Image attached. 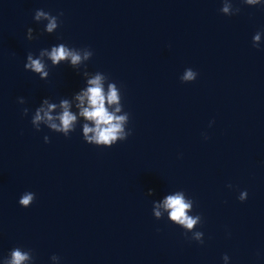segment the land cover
<instances>
[{
	"label": "clouds",
	"instance_id": "clouds-1",
	"mask_svg": "<svg viewBox=\"0 0 264 264\" xmlns=\"http://www.w3.org/2000/svg\"><path fill=\"white\" fill-rule=\"evenodd\" d=\"M246 5L256 6L262 3V0H243ZM240 11L239 8L235 9V12L232 11V5L227 2V0H223V6L221 8V12L224 15H233ZM63 13H59L54 16L50 13H45L42 10H37L35 14V19L39 20L41 17L48 19V24L46 26V30L51 33L54 29L58 27L59 16H62ZM31 29H29V32ZM260 40V32H257L253 36V46L258 47L257 43ZM45 53H41L43 55ZM49 58L52 60L53 64H58L60 61L65 60L67 58L71 59V63L73 65L78 64L81 61V56L78 52L69 51L63 44L59 47H53L50 53H47ZM91 52L86 51L84 53V58L87 59ZM28 63L24 66L26 69H30L35 73H40L41 76H47V72L44 70L45 66L41 62L40 59H33L32 55H28ZM197 72L192 69H188L185 71L181 81H194L197 78ZM102 77L100 75H96L95 78L88 81L91 85L82 95L78 96L77 99L83 103L85 97L88 99L89 108H84L81 111V115L89 120L95 121V128H90L87 125L84 126V133L86 139L91 142L95 141L97 144L105 143L111 144L113 141L117 139L118 134L121 133V122L126 119L125 116H114L109 113L105 107V100L109 104L118 102V95L115 86H109V92L107 97H105L103 88L101 85ZM19 103H24L23 98H19ZM63 113L57 117L59 120V125L57 123L52 122L54 117L50 115L51 109L55 108V105H49L48 111H45L43 108H40L36 111V114L32 120L34 125H38L40 121L46 120L49 122V127L56 131H62L65 133L67 137V133L73 127V123L76 120V116H74L71 112L68 111V103L67 101L62 102ZM119 111V108L117 109ZM28 109H23V114L27 115ZM43 113V115H41ZM95 132L94 136H87V133ZM123 139V137L121 136ZM45 142H48V137H45ZM247 198V192L243 191L240 193L239 199L244 201ZM35 199V193L26 192L19 199V204L22 207H29L33 203ZM163 207L166 210H169V216L172 221L176 222L178 225H182L184 228L191 230L193 227L200 221V216H190L188 215V210L192 207V201H185L184 195L182 193H176L175 195H170L166 197ZM155 215L159 217L161 214L159 211L155 212ZM203 233L195 232L193 234V239L196 241L203 243ZM32 259L30 251H24L20 247L13 248L10 252V258L4 260V264H26V262ZM53 260L59 259V257L53 255ZM223 259L227 261L228 256L224 255Z\"/></svg>",
	"mask_w": 264,
	"mask_h": 264
}]
</instances>
